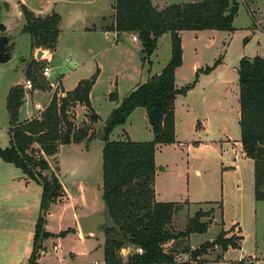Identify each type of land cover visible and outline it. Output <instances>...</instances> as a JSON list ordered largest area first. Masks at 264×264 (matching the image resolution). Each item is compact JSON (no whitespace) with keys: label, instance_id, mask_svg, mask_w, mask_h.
Here are the masks:
<instances>
[{"label":"rangeland","instance_id":"1","mask_svg":"<svg viewBox=\"0 0 264 264\" xmlns=\"http://www.w3.org/2000/svg\"><path fill=\"white\" fill-rule=\"evenodd\" d=\"M24 1L32 8H35L38 3L37 0ZM107 1L113 2V0ZM200 1L197 0L196 2ZM237 1L239 8L232 23L235 28L234 31H202L201 37L198 39L184 38V58L182 55L181 65L176 68H179L176 77L178 87L193 83L197 68L211 67L216 61L219 62L210 74H199L194 88L190 90L187 98H183L182 95L176 101L174 123L177 128V137L182 142L189 143V147L187 148L185 145L184 148L177 150L161 148L156 155L159 164L168 166V173L158 176L159 191L162 190L163 193H166L172 190L175 201L183 199L190 203H197V201L205 198L211 202L224 201L223 206L226 207L225 211L230 219L237 214L238 182L242 184L241 190L245 193L246 189H250L253 178L252 163L241 158L240 147L237 144L239 141L237 67L243 58L259 57L264 59V0ZM16 3L17 0H0V22L5 26L3 34L7 35L9 31L7 36H10V40L15 42L12 59L5 64H0V148L9 147V115L6 110L8 91L14 86V83L18 81L22 83L23 79L27 77L24 71L32 60L39 62L38 65L32 63L30 68L38 91L31 95L24 92V103L19 109V121L28 117L32 119L39 114L34 104H48L51 86L48 80L41 76L42 67L47 65L51 68L56 67L51 72L52 75L49 80L51 82L55 80L57 74L67 76L63 82L65 90L73 86L74 79L80 77L90 79L98 69L91 93L92 105L99 116L98 122L90 124L88 122L89 115L85 114V108L82 106H78L72 115L76 128L87 126V122L89 123L93 137H95L94 140L87 144L83 141L84 147L81 153H74L71 151L72 149H63L59 151L58 160L54 158L57 154L52 158L45 157L49 168L41 174L48 181L52 177L55 178L61 186V191L57 200L51 205L46 216L47 219L45 218L44 228L47 233L54 236L44 239L38 250L41 257L39 264H91L94 261H100L103 256L101 242L105 240V235L102 228L99 235L90 236V238L85 235L81 237L75 231L65 234V236H60L59 233L73 226L70 216L71 205L82 211L89 208H101L104 209L101 213L106 216L104 202L101 198V152L104 144L100 137L105 120L109 117L114 106V103L109 100V95L116 93L118 102H120L133 91L132 88L136 79H133L132 74L136 71L135 67H140L142 54L134 50L133 47L135 46L130 44V37L120 38L116 44L112 34L109 35V38H105L98 28L93 32L81 34L76 30L78 25L75 24L72 25L74 32L69 31L67 29L69 26L63 17L69 8H64L65 5L59 4L64 18L63 30L55 52L51 53V58L46 64L42 61L46 53L44 50H38L43 55L39 60L36 57L37 52L32 56L31 38L22 32L25 20L18 16ZM81 9L87 11L90 6L83 5ZM103 13L105 14V24H108L112 21L110 12L104 11ZM254 22L257 23V26L254 25ZM135 36L137 37V35ZM128 48L134 54L125 51ZM157 53L159 56L157 61L152 58L153 70L156 72L161 64L168 62L171 55L169 34H167V39L160 40ZM68 60L70 61L67 62ZM145 67L146 65L144 69H146ZM142 118L140 112L131 116L125 124L126 126L113 130L108 137L109 141H118L120 139L118 135L123 134V128L130 133L135 141H145L148 128L146 126L148 125L144 123ZM198 120L201 124L197 123ZM192 124H194V128H191ZM195 141H200V144L193 145L190 143ZM59 163L62 169L58 167ZM74 167H76L75 170ZM13 168L15 167L11 165V169ZM235 168L238 169V172L240 171L239 174L238 172L233 173ZM15 170L21 174L18 169ZM61 170L66 173L74 171L73 176H70L66 183L69 188L74 189L71 192L74 198L71 205L62 206L67 202L63 199L61 180L64 174ZM196 170L200 172L198 175H195ZM224 172L229 173V175L225 177ZM76 178L80 179L81 182L78 179L74 182L73 179ZM79 183L80 188L78 187ZM80 195L83 202L79 198ZM187 206L179 203L170 223L172 231H183L188 219L194 217L198 209L208 214L201 221L208 223L210 228L205 234L192 235L188 241L180 239L170 246L166 244L163 246V249L168 253L178 257L179 264H191L189 251L197 250L202 243L209 240L215 241L221 231L220 212L216 206L213 208L205 206L201 209L195 205H191L188 209ZM256 211L253 229L257 235L258 245L264 253V202L257 203ZM43 214H45L44 211ZM5 215L7 216L0 221V234L9 230H18L20 223L17 225L16 222L19 220L17 217L15 218L16 215L14 216L12 213ZM107 223L108 218L106 216L105 224L107 225ZM27 226L30 225L25 223L24 227ZM16 236L17 239L21 238L18 234ZM0 237L2 238V236ZM235 237L237 238L235 234H232L231 237L226 238L234 239ZM22 244L23 241L20 240V247L17 252L15 250L13 253L14 263H8V258H6L12 254L6 253V255L1 252L0 264H24L27 261V255L23 254L25 248H22ZM32 244L33 240L31 239L27 249L28 254H31ZM98 245L100 246L98 247ZM54 246L57 249L53 250ZM43 251L44 253H42ZM119 251L118 256L121 264H127L128 257L135 252L129 246H124ZM237 251H232L227 255L228 259L224 260L226 251L216 246L208 250L206 256L200 257L197 264L212 262L216 264L247 263L248 261L236 262ZM138 253L140 252L138 251ZM260 264H264V262H260Z\"/></svg>","mask_w":264,"mask_h":264},{"label":"trees","instance_id":"2","mask_svg":"<svg viewBox=\"0 0 264 264\" xmlns=\"http://www.w3.org/2000/svg\"><path fill=\"white\" fill-rule=\"evenodd\" d=\"M238 8L237 0H201L161 9L154 8L150 0H115L114 22L107 31L137 35L142 46L141 60L147 65L150 64L149 59L154 54L158 39L168 33L171 57L160 74L137 86L122 101L118 102L116 93L109 95V100L117 106L105 120L100 137L104 144L101 154V198L108 218L107 225L102 227L105 235L104 264H121L118 254L124 246L135 250L128 257L127 264H175V257L163 246L207 232L209 224L201 219L208 214L200 210L188 219L183 231L171 230L170 223L178 205L155 201L154 155L157 146L176 143L173 106L176 96L186 95L194 88L199 74H210L219 62L198 69L193 83L175 88V69L181 65L183 55L179 33L210 30L232 32ZM19 9L25 20L22 32L31 38L30 49L54 50L59 34V16L52 13L45 18L36 17L21 2ZM32 63L38 65L39 62L32 60L24 74L34 81V75L30 73ZM237 68L239 140L244 157L253 160L254 198L264 201V59L243 58ZM97 73L79 82L72 91L66 93L65 98L57 99L54 96L39 116L29 120L18 119L19 109L24 103L22 88L14 85L8 91L6 110L9 115V147L0 148V160L20 169L27 179L37 181L42 186L40 213L27 264H38L41 241L53 237L44 232L46 221L43 211L49 203L53 204L57 200L61 191L58 181L52 177L49 181L53 185V193L49 199V190L39 178V174L49 168L45 157L55 156L60 146L83 141L87 144L95 138L88 124L97 123L99 119L90 104V88ZM77 106L86 109L89 115L87 126H74L72 115ZM140 107L146 110L153 139L141 143L132 142L127 137L123 141H109L111 132L123 126L130 114ZM217 208L220 209L221 204ZM72 231L67 229L59 235L65 236ZM240 240V237L228 239L226 233L221 232L215 241L204 242L197 250H190L191 260L206 255L208 250L216 246L224 251L237 249Z\"/></svg>","mask_w":264,"mask_h":264},{"label":"crops","instance_id":"3","mask_svg":"<svg viewBox=\"0 0 264 264\" xmlns=\"http://www.w3.org/2000/svg\"><path fill=\"white\" fill-rule=\"evenodd\" d=\"M37 1H38V3L36 5V7L32 8V7H30V5L28 3L26 4V2L24 0H17V3L15 5H16V8L18 9V16L23 18L21 15L20 9H19V2H21V4H23V5L26 4L24 6L28 9L29 12L31 11L34 14V16H36V17L45 18V17H48V15H51L52 13H56L59 16V18L61 19L60 23H59L58 40H59L60 34L63 30V22H64V18H65L67 25L69 26V28H67V29L71 32H74L72 25L77 24L78 29H76V30L81 34L93 32L98 28L100 30L101 34H103V36H105V38H109V35L112 34V36L114 37V43L116 42V44H118L120 38H124V37H130V40L132 41L133 35H129L128 33L118 34L116 32L107 31L109 29V27L111 26V24L114 22L113 6L115 3V0H113L112 3H111V1H107V0H85V1L84 0H37ZM150 1H151V4L153 5V7L154 8L156 7L157 9H161L163 7L170 6L173 4L197 3L196 2L197 0H150ZM59 4L65 5L64 8L65 7L69 8L67 10V13L65 14V16H63L64 18L62 17V12L60 10ZM83 5L90 6V9L87 11L82 10L81 8ZM73 8L75 9L74 12H73ZM104 11L110 12V18H112V21H110L108 24H105L106 22H105V14L103 13ZM5 25H6V27H8V25L6 23H5ZM254 25L257 26V23L254 22ZM234 30H235V28H234ZM7 31H8V28H7ZM211 31H213V30H211ZM8 34H9V31H8ZM167 34L168 33H165L164 35H162L158 39L154 54L149 59L150 64L149 65L143 64V62L141 60L140 67L139 68L135 67L136 71L132 74L133 79H136L134 87L132 88L133 91L135 90V88L137 86H140V84L145 83L150 77L155 76L157 74H160V72L162 71L164 66L169 62L171 55L168 58L169 60L166 64H161L159 66V68L157 69V72L155 70H153L154 63L152 61V58H155V61H157V59L159 57L158 53H157L158 44H159L160 40H162L163 38L167 39ZM179 34L181 37V49L183 52L184 38L191 37V39H198L201 37L202 31H198V32L181 31ZM8 37H10V36H8ZM58 40H57V43H58ZM169 40H170V34H169ZM131 41H130V44L135 46V47H133L134 50L137 53L142 54L141 53V50H142L141 43L139 41L138 42H133V41L131 42ZM56 46H57V44H56ZM55 49H56V47H55ZM55 49L52 51H45L46 52L45 54L48 55L47 61H45L46 64L48 63L49 59L51 58V53L55 52ZM38 50H41V49H33L32 50V56L35 55V53L38 52ZM125 51H129L130 53H133L132 50L129 48L126 49ZM142 56H143V54H142ZM142 56L140 57V59H142ZM36 57H37V55H36ZM183 58H184V52H183ZM69 61L70 60H68L67 62H69ZM145 65H146V67H145L146 69H144ZM55 68L56 67H52L51 72ZM178 69H175L176 71H175V76H174V86H175V88L180 89L181 87H178L176 84V80H177L176 77H177ZM198 69H204V68H197V70ZM97 72H98V69H97ZM70 73H71V71H70ZM200 75H203V74H200ZM66 77L67 76H65L64 74H60V75L57 74L55 76V80L56 81L58 80V82L60 83L61 91H64L65 93H67L68 91H72L79 82L88 80V79H82L81 77L76 78V79H74L73 86L70 89L65 90V88L63 86V82L66 79ZM19 83L20 82L18 81L16 83H14V85H18ZM94 85L95 84H93L90 88V90H91V92H90V104H91V108L93 109L94 113L97 115L96 110L93 107L92 102H91V93L93 91L92 89L94 88ZM182 87H184V86H182ZM189 94H190V91L186 95H184L183 98L184 97L187 98V96ZM180 96H182V95L176 96V99H175L174 104H173L174 115L176 112L175 104H176L178 97H180ZM116 106H117V104L114 103V106L112 107L113 108L112 111L116 108ZM137 112H140L141 116L143 117L142 119H144V121H145L144 123H147L146 110L144 108L140 107V108L136 109L134 112H132V114H130V116L127 118V120L125 121L123 126H126L125 124L129 120V118L131 116H133L134 114H137ZM85 114H86V109H85ZM29 118L30 117L25 118L22 121L27 120ZM98 118H99V116H98ZM238 119H239V111H238ZM197 123L201 124V122L199 120L197 121ZM147 125H148V126H146V127H148L147 128V139L145 141H141V142H149L153 139V135L151 132L150 125L148 123H147ZM123 126H119V127H123ZM194 127H195L194 124H192L191 128H194ZM116 128H118V127H116ZM126 137L132 142L141 143V142L135 141L132 138V136L130 135V133L126 129L123 128V134L118 135V138H120L118 141H123V139H125ZM239 139H240V132H239ZM228 141L230 142V140H228ZM175 142L176 143L172 144V145H159L156 148V152L154 155L156 171H155V176H154L155 180H154V185H153L155 201L157 203L165 202V203H175L177 205H179V203H182L185 206L188 205L187 206L188 209L191 205L192 206L195 205V206H197V208L201 209L205 206H210V208H213V206L218 207V204H221V208L218 209L220 212V222H219L220 228H221L220 232L226 233L229 231V233L226 234V237H231L232 234H235L237 237L241 238V240L239 242V247L237 249H234L235 251L238 250L237 251L238 256L235 258L236 262L248 261L247 263H244V264H253V263H257V264L259 263L260 264V262H264V258H263L264 253H263L261 247H259V245H258L257 235H256L255 230L253 229V221L256 218V212H257L256 211V205H257V203L264 202V201H256L254 198V193H253V187H254L253 160L244 157L240 140L237 142V144L240 147L241 158H244L245 160L252 163V176H253V178H252L251 183H250V189L249 190L246 189L245 193H243V191L241 190L242 184L240 182H238L239 183L238 184L239 189L237 190L238 198H237V202H236L237 214L234 215L233 218H231V219L227 216V212L225 211L226 207L223 206L224 201L211 202L208 200V198H205L203 200H199V201H197V203H190V202L183 200V199H181L179 201H175L174 200L175 198H173V196H172V190H170L166 193H163L162 190L161 191L158 190V181H159L158 176L168 173V166L165 164H161V163L159 164L158 160H156V155L159 152V150L161 148H164V149L169 148L170 150H177L178 148H184L185 145L187 146V148L189 147V145H188L189 143L182 142L181 140L178 139L176 124H175ZM190 143L193 145H199L200 141H195V142H190ZM226 144H229V143H226ZM8 145H9V141H8ZM83 147H84L83 142L80 143L79 145L69 144V146H60L58 149V153L54 158H57V160H58L59 151H61L63 149H68V150L72 149L71 151H73L74 153H81L83 151ZM101 154H102V152H101ZM58 167L60 169H62L60 163L58 164ZM75 168L76 167H74V170H75ZM79 168H80V166H79ZM13 169H11V164L4 163L0 160V221H2L7 216L5 214L12 213V214H14V216L16 215L15 218L17 217L19 220L16 222L17 225H18V223H20L18 226V230H16V231H13V230L10 231L9 230L7 232H1V234H0V236H2V238L0 237V241H1L0 242V253L4 252L5 254L6 253L12 254L11 256L6 257V258H8V263H14L13 259H15V257H14L13 253L15 250H16L15 252H17L18 248L20 247V240L23 241L22 248L23 249L25 248L23 250V254L27 255L26 256L27 260L30 256V254H28V252H27V249H28L29 241L31 239L33 240V238H34V235H33L34 234V228L36 225V221L38 219L37 216L40 213L41 192H42V186L37 181H31V180L27 179L23 175V173L21 172L20 169H18V168H13ZM15 169H18L21 172V174H19ZM234 170L235 171H233V173L238 172L237 171L238 169L236 170V168H235ZM61 171H63V174H64L62 177V180H61L62 181L61 185L63 188V199H65L67 202L66 204H64L62 206H65L67 204L71 205L72 204L71 202H73V199H74L71 192H73L74 189H72V187L69 188L66 183L68 181L67 179L70 176H73L74 171H70L67 173L64 170H61ZM199 173L200 172L198 170L195 171V175H198ZM239 173H240V171L238 172V174ZM226 175H229V173L224 172L225 177H226ZM77 179L78 178L73 179L74 182L77 181ZM78 180H80V179H78ZM79 182H81V180ZM78 187L80 188V183L78 184ZM101 193H102V191H101ZM79 198L83 202V198L81 195L79 196ZM51 205L52 204L49 205L47 212H44L45 213L44 217L46 219H47L46 216L49 212ZM70 208L72 209L70 216H71L73 226L68 228V229H71V230L73 229L76 233L80 234L81 237H84L83 235H85V234H82L79 230V227H78V220L80 218L89 216V214H93V213H99V214L104 215L103 213H101L102 211H104V209L102 210L101 208L100 209L99 208H89V209H86L83 211L79 210V208H77L76 206L72 207V205L70 206ZM202 212H203V210H202ZM174 215H173L172 219L174 218ZM25 223L30 225V226L32 225V226L31 227L30 226L24 227ZM209 228H210V225H209L208 229ZM44 231L46 232L45 228H44ZM62 232H64V231H62ZM100 232H101V230H100ZM100 232L97 234H94V235L90 234V235H85V236H88L90 238V236L99 235ZM17 234L21 238L17 239V236H16ZM191 236H189L185 239L188 241ZM42 242L43 241H41V245H42ZM176 242H178V241H175V242L172 241V242L167 243L166 245L170 246L171 244H174ZM209 242H211V240H209ZM103 244H104V240L101 242L102 252H103ZM99 246L100 245H98V247ZM234 250L228 249V251L225 252L224 260L228 259L227 255H229ZM42 253H44V251ZM203 256H206V255H203ZM103 257H104V252H103L102 259L100 261H96V262L102 263L103 259H104ZM39 259L37 260L38 264H39ZM178 261H179V259L176 256L175 257V264H179ZM16 262H18V261H16ZM24 264H27V261H25ZM205 264H216V263L212 262V263H205Z\"/></svg>","mask_w":264,"mask_h":264},{"label":"water","instance_id":"4","mask_svg":"<svg viewBox=\"0 0 264 264\" xmlns=\"http://www.w3.org/2000/svg\"><path fill=\"white\" fill-rule=\"evenodd\" d=\"M4 32L5 26L2 22H0V64H5L12 59V52L15 47V42L11 41L7 35H4ZM36 55L38 60L42 56L40 51H38ZM47 56L48 55L45 54L44 59H47ZM39 178L48 188L49 199H51L53 193V185L43 176V174H39ZM49 205L50 203L45 209V212H47ZM105 221L106 216L99 213H93L89 214V216L80 218L78 220V227L82 234L94 235L100 232L101 228L105 225Z\"/></svg>","mask_w":264,"mask_h":264},{"label":"built area","instance_id":"5","mask_svg":"<svg viewBox=\"0 0 264 264\" xmlns=\"http://www.w3.org/2000/svg\"><path fill=\"white\" fill-rule=\"evenodd\" d=\"M132 41L133 42H138L139 39L133 35L132 36ZM45 56V54H44ZM68 59V58H67ZM42 61H47V59H44V57L42 58ZM41 76L43 79L45 80H48V83L50 84L51 88H50V96H49V100H48V104L47 105H42L40 103H36L34 104V107L35 109H37V111L39 112V114L37 116H39L44 110L45 108L49 105L50 103V100L55 96L57 99H60V98H65L66 96V93L64 91H61L60 89V83L58 82V80L56 81H49L50 80V77L52 75L51 73V67L50 66H45V67H42L41 68ZM21 88H22V91L25 92L26 94L28 95H31L33 92H37V88L35 87V83L33 81V79L31 78H25L23 79L22 83H19L18 84ZM35 116V117H37ZM54 249H57L56 246L53 247V250ZM141 253V251H139ZM199 261V258H197L195 261H192L191 264H197ZM92 264H104V262L102 263H99V262H96L94 261Z\"/></svg>","mask_w":264,"mask_h":264}]
</instances>
